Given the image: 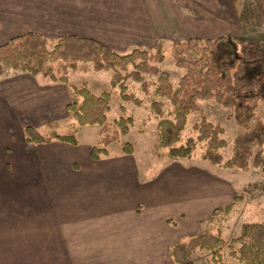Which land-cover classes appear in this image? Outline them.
Returning a JSON list of instances; mask_svg holds the SVG:
<instances>
[{"label": "crops", "instance_id": "1", "mask_svg": "<svg viewBox=\"0 0 264 264\" xmlns=\"http://www.w3.org/2000/svg\"><path fill=\"white\" fill-rule=\"evenodd\" d=\"M185 1L0 0V44L31 31L52 46L62 33H71L126 52L226 31L213 25L214 17H222L217 2L206 0L208 9L199 13ZM64 84L6 68L0 75V134L17 119L20 129L68 122ZM19 137L13 148L7 146L10 152L0 151V264H193L191 258L174 263L169 256L173 243L200 230L190 210L174 219L150 203L176 187L190 202L202 190L194 181L183 187L177 177L141 181L135 164L125 161L133 152L93 161L89 149L97 135L89 144L78 138L77 145L27 143L23 132ZM204 186L223 194L225 204L235 196L224 178L210 177Z\"/></svg>", "mask_w": 264, "mask_h": 264}, {"label": "trees", "instance_id": "2", "mask_svg": "<svg viewBox=\"0 0 264 264\" xmlns=\"http://www.w3.org/2000/svg\"><path fill=\"white\" fill-rule=\"evenodd\" d=\"M188 52L191 58L186 56ZM169 53L174 64L183 69L175 82L161 74L156 64L165 58L162 49L154 50L151 63L147 48L135 46L119 52L95 38L71 33H62L48 47L45 36L29 31L0 44V75L11 68L67 84L71 72H88V63L97 71L111 70L109 87L98 94L85 84L68 88L64 132L58 131V120L46 123L45 132L26 125L23 135L27 143L58 140L77 145L78 127L96 124L97 141L90 147L89 157L97 161L107 156L108 146L127 134L134 120L130 114L108 120L111 97L116 94L121 101L140 106L142 99L132 88L137 83L144 94L153 96L149 109L156 121V150L172 158H191L201 147V158L213 165L245 171L264 167V120L257 114L264 105V42L237 40L229 34L188 37L172 40ZM147 75L156 76L152 90ZM209 99L230 109V117L242 129L234 136L226 159L221 153L227 145L221 124L202 114L192 123V133L185 135L188 116L200 110L199 101ZM118 107L125 112L122 103ZM122 152L131 154L132 143L124 142ZM239 199L240 195H235L230 202L215 206L203 229L173 243L171 260L182 263L200 250L210 255L211 264H264V220L246 222L231 238L222 235L221 222Z\"/></svg>", "mask_w": 264, "mask_h": 264}, {"label": "rangeland", "instance_id": "3", "mask_svg": "<svg viewBox=\"0 0 264 264\" xmlns=\"http://www.w3.org/2000/svg\"><path fill=\"white\" fill-rule=\"evenodd\" d=\"M213 1L220 5L221 12L219 13L222 15V17L213 18V25H220L225 27L226 30L219 35L229 34L237 40L264 42V0ZM185 3H190L191 6L189 7L191 9L194 7L199 13H203V11L208 9L206 0H186ZM183 9L191 12L189 8ZM169 45L170 42L168 41H159L156 47L149 50V60L154 63V50L156 48L162 49L165 58L162 62L156 64L160 68L161 74H165L172 82H175L183 73V69L174 64V60L169 53ZM48 47H51L49 42ZM186 56L191 58L192 54L188 52ZM87 65L89 67L88 72L79 70L71 72L68 83L64 85L70 88L73 85L80 86L85 84L96 94L108 88L111 70L97 71L92 69L91 63ZM146 79L149 81L150 90H152L156 76L147 75ZM132 88L135 90L136 95L142 99L140 106H136L132 102H123L116 94L111 97V108L107 113V119L112 121L121 114H130L134 120L129 132L121 135L118 141L112 142L108 146L109 156L114 158L126 155L122 152V144L126 141L130 142L133 145V155H127L125 161L130 159L135 164L136 174L141 181L150 180L154 183L158 180L162 182L161 180L163 179L170 181L171 177H177L180 187L185 186L184 183L187 181L189 183L194 181L196 189L202 188L201 191H196V195L190 202L186 201L185 196H178L179 188L176 187L177 190L175 188L170 191L166 189L168 193L163 191L166 196L159 194L155 203L148 201L151 207L155 208V211L170 215L174 219L180 211L189 209L190 218L194 219V226L197 225L196 231L203 229L209 219L211 208L227 202L224 201L223 194L219 196L214 192L211 193L204 186L210 177H217L218 179H226L230 183L234 194L241 197L235 204L231 214L221 222L223 237L228 239L236 236L246 222L264 220V167L251 168L245 171L239 168L230 169L213 165L201 158V147L195 149L191 158H172L165 151L156 150V121L149 109V103L153 96L144 94L137 83ZM121 103L125 107L124 113L118 107ZM199 106L200 110L192 112L187 118L185 135H190L192 133V123L198 121L202 114L205 115L213 123H219L223 126V136L227 141V145L221 150V153L224 159L228 158L232 152L233 138L242 129L230 117V109L221 106L213 99L199 101ZM257 114L264 120V105L259 106ZM57 120L59 121L58 131L64 132L67 128L65 120ZM97 127L96 124L81 126L78 132V138L81 143L89 144V142H94L92 137L97 135ZM2 128L0 121V130ZM8 128L10 129L5 133L6 135L0 134V145L3 147H0V151L3 150V152L4 150L10 152L7 146L12 145L11 147L13 148L14 144H18L20 142L19 133L23 132V128L21 127L20 129V121L18 119L13 121ZM37 128L41 132H45L44 125ZM171 172L172 174L174 172V176H172ZM210 174L211 176L209 177ZM171 193L174 196H170ZM190 260L193 264H211L210 255L200 250H195ZM230 263L233 264L232 261Z\"/></svg>", "mask_w": 264, "mask_h": 264}]
</instances>
